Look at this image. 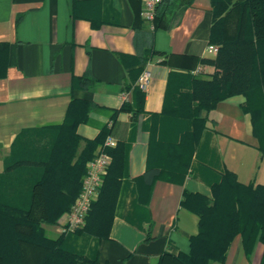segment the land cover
<instances>
[{
	"label": "crops",
	"instance_id": "0c3cea01",
	"mask_svg": "<svg viewBox=\"0 0 264 264\" xmlns=\"http://www.w3.org/2000/svg\"><path fill=\"white\" fill-rule=\"evenodd\" d=\"M135 9L127 0H0L5 63L0 76V173L11 149L56 132L53 128L63 122L72 99L92 104L85 121L75 127L81 139H92L106 127L123 146L124 169L108 235L96 244L97 262L87 264H156L165 250L186 253L189 237L197 232V216L179 205L181 195L210 196L204 175L189 173L182 181L157 178L150 187L139 179L147 167L158 166L149 132L177 129L161 114L169 83L177 81L174 73H189L200 63L197 59L214 57L205 53L210 44L209 0H192L175 9L159 29L141 19V0L139 21ZM150 50L160 54L149 58ZM170 54L189 55L195 64L184 68L174 60L162 63ZM143 69L149 81L141 90L142 109L136 116L114 114L123 102L136 104L131 85ZM76 77H84L86 86L76 84ZM242 101L241 95L220 100L207 112L204 132L210 133L220 167L240 183L264 185V154H258L249 117L239 108ZM190 168L195 169L194 160ZM62 218L63 213L54 224H42L45 237L60 234ZM261 253L257 241L246 256L236 235L224 261L209 264H259Z\"/></svg>",
	"mask_w": 264,
	"mask_h": 264
},
{
	"label": "trees",
	"instance_id": "16d2710c",
	"mask_svg": "<svg viewBox=\"0 0 264 264\" xmlns=\"http://www.w3.org/2000/svg\"><path fill=\"white\" fill-rule=\"evenodd\" d=\"M127 1L135 4V19L139 21V0ZM191 2L161 0L154 10L153 28L166 27L167 16ZM209 4L208 42L218 48L213 58L197 61L212 65L214 71L209 78L174 73L177 81L169 83L161 114L177 129L149 132L151 152L158 166L147 167L139 179L150 187L157 178L182 181L189 173L204 175L209 179L210 196L182 193L179 205L197 216V232L189 237L186 253L165 250L156 264L222 263L236 235L240 236L246 256L255 242L262 245L259 264H264V185L240 183L232 172L220 167L217 153L209 143L210 133L204 132L207 112L220 100L241 95L243 101L239 108L249 117L258 154H264V0H209ZM158 54L150 50L147 57ZM165 57L162 63L174 60L184 68L195 64V58L189 55ZM4 67V49H0V76ZM73 81L81 86L87 82L84 77ZM131 92L135 93L136 104L123 102L114 114L125 111L136 116L142 109L143 95L134 82ZM91 107L88 101L70 100L63 122L53 128L56 132L51 137L27 139L17 149H11L3 160L0 264L97 262L96 244L107 238L124 169L120 143L106 149L111 161L84 225L73 232L60 233L54 239L45 237L42 229V224H54L70 209L79 192L86 162L109 133L103 127L94 138L83 140L74 132L76 125L85 121ZM193 160L195 169L190 168ZM149 238L147 235L145 240Z\"/></svg>",
	"mask_w": 264,
	"mask_h": 264
},
{
	"label": "built area",
	"instance_id": "2783aa9c",
	"mask_svg": "<svg viewBox=\"0 0 264 264\" xmlns=\"http://www.w3.org/2000/svg\"><path fill=\"white\" fill-rule=\"evenodd\" d=\"M161 0H141L142 10L141 19L152 27V19L156 5ZM217 46L207 44L205 53L214 56L217 52ZM190 75L199 77L205 73L204 66L199 63L189 71ZM149 72L143 69L137 76L136 85L144 91L148 85ZM116 144L115 140L107 135L101 146H98L94 156L85 164V171L81 177L80 189L75 197L70 209L63 213V218L59 222L60 233L73 232L84 225L85 216L89 210L90 204L97 198L99 188L102 184L103 177L109 166L111 157L106 151Z\"/></svg>",
	"mask_w": 264,
	"mask_h": 264
},
{
	"label": "rangeland",
	"instance_id": "374dc122",
	"mask_svg": "<svg viewBox=\"0 0 264 264\" xmlns=\"http://www.w3.org/2000/svg\"><path fill=\"white\" fill-rule=\"evenodd\" d=\"M217 47H218V45H216ZM213 58V57H212ZM211 68H210V67ZM206 67H208V69H206V72L205 73H203L201 76H199L200 78L202 77V78H209L210 77V75L212 74V72L214 71V68H213V66L212 65H209V64H207V66ZM209 70V71H208Z\"/></svg>",
	"mask_w": 264,
	"mask_h": 264
}]
</instances>
